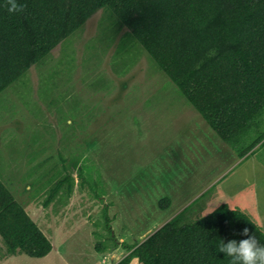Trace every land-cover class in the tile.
<instances>
[{
    "label": "rangeland",
    "instance_id": "obj_1",
    "mask_svg": "<svg viewBox=\"0 0 264 264\" xmlns=\"http://www.w3.org/2000/svg\"><path fill=\"white\" fill-rule=\"evenodd\" d=\"M66 174L67 202L45 206ZM0 180L53 246L11 256L0 238V264H116L121 247L95 251L104 206L126 244L223 204L264 232V167L238 159L106 10L0 94Z\"/></svg>",
    "mask_w": 264,
    "mask_h": 264
},
{
    "label": "trees",
    "instance_id": "obj_2",
    "mask_svg": "<svg viewBox=\"0 0 264 264\" xmlns=\"http://www.w3.org/2000/svg\"><path fill=\"white\" fill-rule=\"evenodd\" d=\"M17 2L23 11L9 13L7 0H0V94L21 82L94 14L106 10L238 159L254 156L264 167V0ZM78 178L83 185L81 173ZM74 184L69 174L58 179L44 205L65 204ZM163 203L165 209L169 201ZM184 214L144 241L126 244L116 239L104 206L101 227L106 235L95 251L121 247L127 254L116 264H230L218 252L220 241L246 239L241 233L248 229V235L264 244L261 228L225 204L192 222ZM0 238L11 256L43 259L53 250L1 180Z\"/></svg>",
    "mask_w": 264,
    "mask_h": 264
},
{
    "label": "clouds",
    "instance_id": "obj_3",
    "mask_svg": "<svg viewBox=\"0 0 264 264\" xmlns=\"http://www.w3.org/2000/svg\"><path fill=\"white\" fill-rule=\"evenodd\" d=\"M7 5L9 13L23 11V5L17 0H7ZM241 235L247 238L240 241L229 240L227 243L220 241L218 252L230 258V264H264V244L254 235H248V229H244Z\"/></svg>",
    "mask_w": 264,
    "mask_h": 264
},
{
    "label": "crops",
    "instance_id": "obj_4",
    "mask_svg": "<svg viewBox=\"0 0 264 264\" xmlns=\"http://www.w3.org/2000/svg\"><path fill=\"white\" fill-rule=\"evenodd\" d=\"M133 261H135V260H133ZM133 261H132V262H133Z\"/></svg>",
    "mask_w": 264,
    "mask_h": 264
}]
</instances>
